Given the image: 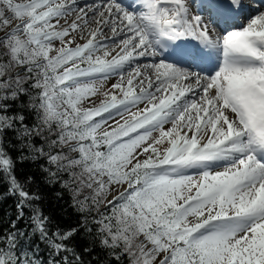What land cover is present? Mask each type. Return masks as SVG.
Returning a JSON list of instances; mask_svg holds the SVG:
<instances>
[{
    "label": "snow or ice",
    "instance_id": "snow-or-ice-1",
    "mask_svg": "<svg viewBox=\"0 0 264 264\" xmlns=\"http://www.w3.org/2000/svg\"><path fill=\"white\" fill-rule=\"evenodd\" d=\"M9 198L0 264H264V0H0Z\"/></svg>",
    "mask_w": 264,
    "mask_h": 264
},
{
    "label": "trees",
    "instance_id": "trees-1",
    "mask_svg": "<svg viewBox=\"0 0 264 264\" xmlns=\"http://www.w3.org/2000/svg\"><path fill=\"white\" fill-rule=\"evenodd\" d=\"M59 186L56 188H45L46 200L43 204L46 213H51L57 221L63 225L72 224L75 222L76 217L72 214V209L68 208L67 213L62 215V208L65 201L68 200V195L65 194L64 201H56L54 193L57 191ZM11 212L12 217L15 218V208L13 199L9 198L4 201H0V218H5L6 214ZM7 227V224L4 225Z\"/></svg>",
    "mask_w": 264,
    "mask_h": 264
},
{
    "label": "rangeland",
    "instance_id": "rangeland-1",
    "mask_svg": "<svg viewBox=\"0 0 264 264\" xmlns=\"http://www.w3.org/2000/svg\"><path fill=\"white\" fill-rule=\"evenodd\" d=\"M112 82L109 81V85L111 84ZM97 102H98V98H97Z\"/></svg>",
    "mask_w": 264,
    "mask_h": 264
},
{
    "label": "bare ground",
    "instance_id": "bare-ground-1",
    "mask_svg": "<svg viewBox=\"0 0 264 264\" xmlns=\"http://www.w3.org/2000/svg\"><path fill=\"white\" fill-rule=\"evenodd\" d=\"M113 82H114V80H113Z\"/></svg>",
    "mask_w": 264,
    "mask_h": 264
}]
</instances>
